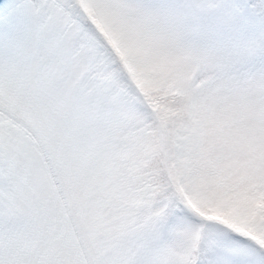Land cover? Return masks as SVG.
Masks as SVG:
<instances>
[{
    "label": "snow or ice",
    "instance_id": "obj_1",
    "mask_svg": "<svg viewBox=\"0 0 264 264\" xmlns=\"http://www.w3.org/2000/svg\"><path fill=\"white\" fill-rule=\"evenodd\" d=\"M0 264H264V0H0Z\"/></svg>",
    "mask_w": 264,
    "mask_h": 264
}]
</instances>
